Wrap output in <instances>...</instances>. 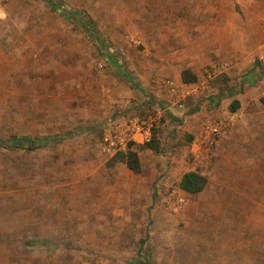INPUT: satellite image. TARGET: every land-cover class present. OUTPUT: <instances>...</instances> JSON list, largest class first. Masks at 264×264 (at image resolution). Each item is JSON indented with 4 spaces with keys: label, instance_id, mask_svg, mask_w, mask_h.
I'll return each instance as SVG.
<instances>
[{
    "label": "rangeland",
    "instance_id": "374dc122",
    "mask_svg": "<svg viewBox=\"0 0 264 264\" xmlns=\"http://www.w3.org/2000/svg\"><path fill=\"white\" fill-rule=\"evenodd\" d=\"M261 25L264 0L5 1L0 264H264V97L226 99L236 77L213 61L214 40ZM149 119L150 141L128 148L135 173L105 140ZM216 124L227 127L207 164L194 162L196 137ZM13 137L65 139L6 148ZM188 172L200 192L180 187Z\"/></svg>",
    "mask_w": 264,
    "mask_h": 264
},
{
    "label": "crops",
    "instance_id": "0c3cea01",
    "mask_svg": "<svg viewBox=\"0 0 264 264\" xmlns=\"http://www.w3.org/2000/svg\"><path fill=\"white\" fill-rule=\"evenodd\" d=\"M231 38L224 46L221 41L214 40L213 43L214 64L225 61L228 76L236 77L233 90L225 98L248 102L264 97V64L260 65L264 57V26H258L255 31H233ZM201 127L197 126L196 129L200 131Z\"/></svg>",
    "mask_w": 264,
    "mask_h": 264
},
{
    "label": "built area",
    "instance_id": "2783aa9c",
    "mask_svg": "<svg viewBox=\"0 0 264 264\" xmlns=\"http://www.w3.org/2000/svg\"><path fill=\"white\" fill-rule=\"evenodd\" d=\"M7 0H0V6ZM264 62V58H263ZM165 87L169 93L174 94L176 92V86L171 81L165 82ZM154 120L149 119L145 121L139 120H127L115 124L111 131L108 132L106 137V144L104 147L105 153L112 157L115 154L127 153L130 144H145L150 141L151 128ZM227 125L219 124L212 127H207L205 131L200 133L195 141L193 148V160L198 164L206 165L210 158V151L213 147L215 140L220 134V129H225ZM174 196L176 206L181 208L184 204V197L178 192H172Z\"/></svg>",
    "mask_w": 264,
    "mask_h": 264
},
{
    "label": "trees",
    "instance_id": "16d2710c",
    "mask_svg": "<svg viewBox=\"0 0 264 264\" xmlns=\"http://www.w3.org/2000/svg\"><path fill=\"white\" fill-rule=\"evenodd\" d=\"M52 8L58 10V11H64V9L57 5V4H52ZM66 15L68 16L69 19L73 20V21H79L78 19V15L75 13H66ZM80 24L82 25V27L84 29H86L87 33L90 35V37L95 41L96 45L98 46L99 49H103V45L101 44V42L99 41L98 37L96 36L95 33H93L91 30L87 29L88 25L86 23H83L81 21H79ZM108 52V54H107ZM106 52V55L112 59L113 58L110 54L109 51ZM114 63H116L115 61H113ZM118 67V70L120 68V71L123 73V75L125 77H128V74L122 70V68L115 64ZM129 82L131 83L133 80L132 78L128 77ZM234 104L231 105V109L235 110L236 109V105H238L237 101L233 102ZM63 137L61 138H44V139H40V138H27V137H13L7 140L2 141L3 144H5L6 148H12V149H23V148H28V149H36L45 145H48L50 143H57L60 141H63ZM122 162L133 172L135 173H139L140 171V162H139V158L138 155L135 151L133 150H128L127 153L123 154L121 156ZM205 180L203 177H201L199 174L195 173V172H188L186 173L181 180L180 183V187L187 193L190 194H195L200 192L203 189ZM143 242H141L142 245ZM141 245L140 248L141 249ZM130 264H134V262H130ZM141 264V263H139Z\"/></svg>",
    "mask_w": 264,
    "mask_h": 264
}]
</instances>
